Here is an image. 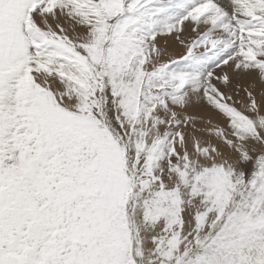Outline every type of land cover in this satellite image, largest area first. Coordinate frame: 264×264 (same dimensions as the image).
<instances>
[{
    "label": "snow or ice",
    "instance_id": "6c2138e0",
    "mask_svg": "<svg viewBox=\"0 0 264 264\" xmlns=\"http://www.w3.org/2000/svg\"><path fill=\"white\" fill-rule=\"evenodd\" d=\"M0 264H264V0H0Z\"/></svg>",
    "mask_w": 264,
    "mask_h": 264
}]
</instances>
